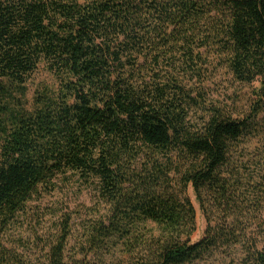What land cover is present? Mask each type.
I'll use <instances>...</instances> for the list:
<instances>
[{
	"label": "trees",
	"instance_id": "obj_1",
	"mask_svg": "<svg viewBox=\"0 0 264 264\" xmlns=\"http://www.w3.org/2000/svg\"><path fill=\"white\" fill-rule=\"evenodd\" d=\"M214 61L264 92V0H0V234L73 173L108 205L89 253L120 243L129 264H188L240 244L238 264H264L234 219L249 196L230 162L261 110L233 118L203 103ZM41 65L56 87L38 85L30 104ZM255 186L262 210L264 179ZM190 187L207 219L197 241ZM65 240L48 264H69Z\"/></svg>",
	"mask_w": 264,
	"mask_h": 264
},
{
	"label": "rangeland",
	"instance_id": "obj_2",
	"mask_svg": "<svg viewBox=\"0 0 264 264\" xmlns=\"http://www.w3.org/2000/svg\"><path fill=\"white\" fill-rule=\"evenodd\" d=\"M215 62V61H214ZM211 69L207 81L202 86V94L207 107L219 108L233 118H244L253 113L258 106L260 114L257 129L250 135H244L233 142L230 150V162L233 170H239L247 183V196L240 201L242 212L234 216L241 231L264 248V209L252 204L256 183L264 179V92L258 82L245 84L234 79L225 66ZM28 94L30 104L38 85L47 83L54 87L53 76L41 65L31 79ZM262 95V97H261ZM29 104V105H30ZM202 112L197 110L193 119L200 120ZM196 210V231L193 241L200 239L207 229V219L200 207L197 197L190 187L187 191ZM108 211V205L99 195L97 187L81 179L77 174L68 173L56 179V186L47 190L40 188L26 203L24 209L17 213L0 234V255L6 256L3 262H32L48 264L51 246L62 237L65 240V261L76 262H134L120 243L109 248L107 252L89 253L87 237L93 223ZM215 209L213 216H218ZM231 217L227 221L230 222ZM152 226V225H149ZM88 251V252H87ZM244 256L240 244H231L214 249L202 259L188 264H238Z\"/></svg>",
	"mask_w": 264,
	"mask_h": 264
}]
</instances>
